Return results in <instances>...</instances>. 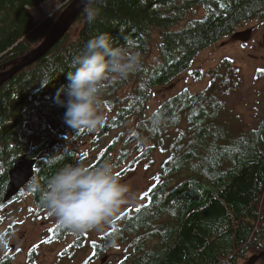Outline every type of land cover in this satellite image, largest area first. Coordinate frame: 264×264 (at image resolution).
Masks as SVG:
<instances>
[{"label":"trees","instance_id":"obj_1","mask_svg":"<svg viewBox=\"0 0 264 264\" xmlns=\"http://www.w3.org/2000/svg\"><path fill=\"white\" fill-rule=\"evenodd\" d=\"M47 1L57 0H0V72L38 47L73 0H60L62 7L34 20L31 10ZM93 6L100 8L93 23L87 22L83 10L44 58L0 86V206L5 205L8 171L19 157L36 160L30 183L38 180L40 189H30L29 194L38 212L46 210L41 197L48 178L63 164L79 162L76 148L67 147L66 109L54 97L68 83L67 73L74 71L73 57L89 39L107 33L114 47L139 53L141 65L103 90L102 108L113 117H104L92 142L127 120L129 124L87 166L108 160L124 174L157 152L166 158L144 204L121 214L91 244L88 261L109 248L126 246L120 264H237L249 254L252 264H262L264 130L231 135L220 121L217 96L236 89L237 68L225 63L212 71L207 91H180L154 112L148 110L154 91L187 72L200 52L231 37L241 25L263 20L264 0H98ZM198 11L203 12L201 18L194 17ZM44 80L49 82L41 86ZM182 123L185 131L180 130ZM169 128L178 132L172 136ZM82 131L74 138L92 133ZM51 139L64 148L61 153H48ZM87 232L73 234L58 224L50 240L73 237L72 247L81 250Z\"/></svg>","mask_w":264,"mask_h":264},{"label":"rangeland","instance_id":"obj_2","mask_svg":"<svg viewBox=\"0 0 264 264\" xmlns=\"http://www.w3.org/2000/svg\"><path fill=\"white\" fill-rule=\"evenodd\" d=\"M64 4L60 0L54 3L47 1L41 4L39 10L32 9L31 15L34 20L39 21ZM202 15L203 12L198 11L194 17L201 18ZM249 29L252 30L251 37L245 44L228 37L200 52L187 72L178 76L167 86L154 91L148 112H154L166 99L180 91L187 90L192 95L207 91L210 87L212 71L222 69V65L229 62L237 68L238 84L230 95L217 96L221 102L220 121L227 125V130L231 135H248L259 129L264 130V19L245 23L236 32ZM154 55H156V51L152 56ZM192 72H199L201 76H193ZM102 113L107 120L113 117L103 108ZM63 123L66 125L65 136L69 139L67 147L76 148L79 162L87 166L94 162L98 152L103 149L105 144L129 124V120L98 143L92 142L93 135L96 134L95 131L90 133L91 135L89 134L87 138L80 140L74 136L77 137V133L82 129L76 131L64 121ZM185 126L186 124L182 123L180 130L185 131ZM169 132L174 136L178 131L169 128ZM70 140H73L72 145ZM51 141L53 142L54 139ZM55 145L49 148L48 153L59 154L64 149ZM133 146L134 144H131L129 148H133ZM54 148L56 149L54 150ZM165 158L164 153L157 152L150 157V160L146 161L147 163H139L132 171L121 174L123 173L122 168L115 170L121 183L130 187L132 196L127 199L110 222L88 231L84 247L76 251L72 247L73 237H67L65 240H50L51 230H54L59 222L48 210L40 213L35 211L29 194L30 183L26 184L17 195L11 196L6 202L4 201L9 184L7 181L2 194V203L5 205L0 206V257L15 255L18 250L11 249V245L14 244L19 249H24L15 255L18 262H22L28 256L30 249L34 245L40 244L37 247L39 253L35 254L36 262L39 264H120L124 258L126 246L120 249L109 248L99 258L88 262V258L92 255L90 246L111 229L112 224L117 222L121 214L133 212L144 204L145 196L155 184V176L159 173L160 165ZM252 259L253 255L249 254L247 260H241L237 264H252ZM261 262L264 264V256Z\"/></svg>","mask_w":264,"mask_h":264},{"label":"clouds","instance_id":"obj_3","mask_svg":"<svg viewBox=\"0 0 264 264\" xmlns=\"http://www.w3.org/2000/svg\"><path fill=\"white\" fill-rule=\"evenodd\" d=\"M97 2L82 0L89 24L100 15V8L93 6ZM113 44L107 33L89 39L72 59L74 71L67 73L68 83L56 92L55 102L66 109L64 122L76 131L94 132L103 126V90L108 84L127 79L141 65L139 53ZM48 82L42 81L41 86ZM29 187L39 190L40 183L34 179ZM131 196L115 165L105 160L95 167L80 162L63 164L48 178L41 198L61 227L78 234L110 222Z\"/></svg>","mask_w":264,"mask_h":264},{"label":"water","instance_id":"obj_4","mask_svg":"<svg viewBox=\"0 0 264 264\" xmlns=\"http://www.w3.org/2000/svg\"><path fill=\"white\" fill-rule=\"evenodd\" d=\"M83 10L84 5L82 0H73L67 5L55 21L46 38L37 48L33 49L19 60L11 61L3 66L4 68L10 67V69L0 72V86L23 69L30 67L44 58L69 32ZM251 33V29L235 32L231 35V40L245 44L249 41ZM54 145L55 141H53L50 146ZM35 165L36 160L28 159L25 156L19 157L13 163L8 174L9 184L7 186V194L4 197L5 202L8 201L11 196L17 195L19 191L29 183L34 176ZM21 170H23V175L21 174Z\"/></svg>","mask_w":264,"mask_h":264},{"label":"flooded vegetation","instance_id":"obj_5","mask_svg":"<svg viewBox=\"0 0 264 264\" xmlns=\"http://www.w3.org/2000/svg\"><path fill=\"white\" fill-rule=\"evenodd\" d=\"M31 181V180H30ZM30 181H29V183H30ZM28 183V184H29ZM31 196V195H30ZM31 198H32V196H31ZM32 204H33V199H32ZM34 206V205H33ZM34 209H35V211L37 212V213H40V212H38L37 211V209L35 208V206H34ZM47 210V209H46ZM46 210H43V211H41V212H44V211H46ZM52 241V240H51ZM38 246H40V244H36V245H34L31 249H30V251L28 252V256L25 258V259H23V261L22 262H18L19 260L17 259V256H15V255H17L20 251H23L24 249H19L18 247H16L14 244H12L11 245V249L13 250V251H15V250H18L17 252H16V254L15 255H5V256H2V257H0V264H39V262H36V256H35V254L36 253H39V250L37 249V247ZM33 248H35L34 250H33ZM89 260V259H88ZM87 260V261H88ZM60 262V261H59ZM89 262V261H88Z\"/></svg>","mask_w":264,"mask_h":264},{"label":"bare ground","instance_id":"obj_6","mask_svg":"<svg viewBox=\"0 0 264 264\" xmlns=\"http://www.w3.org/2000/svg\"><path fill=\"white\" fill-rule=\"evenodd\" d=\"M73 27V26H72ZM70 31V30H69ZM37 48V47H36ZM17 160V159H16ZM13 165V164H12ZM10 171V170H9ZM9 171H8V174H9ZM8 181H9V176H8Z\"/></svg>","mask_w":264,"mask_h":264},{"label":"snow or ice","instance_id":"obj_7","mask_svg":"<svg viewBox=\"0 0 264 264\" xmlns=\"http://www.w3.org/2000/svg\"><path fill=\"white\" fill-rule=\"evenodd\" d=\"M21 174L23 175L24 173H23V170H21Z\"/></svg>","mask_w":264,"mask_h":264}]
</instances>
